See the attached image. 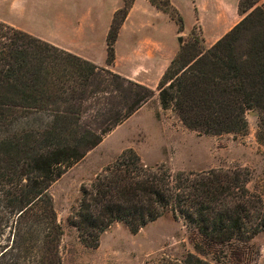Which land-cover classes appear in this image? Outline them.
<instances>
[{
  "label": "trees",
  "instance_id": "trees-1",
  "mask_svg": "<svg viewBox=\"0 0 264 264\" xmlns=\"http://www.w3.org/2000/svg\"><path fill=\"white\" fill-rule=\"evenodd\" d=\"M135 1L125 0L114 15L109 65ZM149 1L184 29L171 0ZM259 1L239 0L244 17L212 47L193 34L163 74L159 99L188 128L237 133L245 126V106L264 112ZM154 95L147 85L0 20V264H63L64 231L52 184ZM92 108L95 126H86L83 118ZM251 174L247 168L174 172L165 164H145L129 149L84 188L69 223L94 248L114 223L136 233L166 214L183 219L207 242L248 241L264 232V192L249 188ZM158 264L214 263L189 253Z\"/></svg>",
  "mask_w": 264,
  "mask_h": 264
},
{
  "label": "rangeland",
  "instance_id": "rangeland-1",
  "mask_svg": "<svg viewBox=\"0 0 264 264\" xmlns=\"http://www.w3.org/2000/svg\"><path fill=\"white\" fill-rule=\"evenodd\" d=\"M176 1L179 7L173 5L184 24L179 35L183 40L177 39L181 46L195 34L205 48H210L244 17L239 11V0ZM124 3L125 0L120 8ZM259 4H264V0ZM65 9L66 6L57 0L49 12L51 15ZM45 11L44 7L36 6L18 14L11 10L9 3L0 0V16L38 31H45L49 25ZM121 53L119 61L116 55L113 64L106 61L104 65H97L137 81L128 51L123 49ZM160 80L147 84L155 90V95L141 109L105 134L98 146L52 184L50 193L64 231L60 245L63 264H158L165 258L183 260L189 253L214 264H264V232L248 241L211 243L183 219L166 214L136 233L125 223H114L103 232L99 245L94 248L84 244L77 228L69 223L84 188L129 149L137 152L145 164H165L174 172L247 168L252 173L249 188L264 192V112L253 105L245 106V126L241 132L214 135L193 130L184 124L173 106L163 107L159 99ZM87 110L89 113L84 116L83 124L95 126L97 110Z\"/></svg>",
  "mask_w": 264,
  "mask_h": 264
},
{
  "label": "crops",
  "instance_id": "crops-1",
  "mask_svg": "<svg viewBox=\"0 0 264 264\" xmlns=\"http://www.w3.org/2000/svg\"><path fill=\"white\" fill-rule=\"evenodd\" d=\"M55 1L1 0L2 3H9L11 10L18 14L36 6L44 7L49 23L45 31L31 29L3 16H0V20L98 65H104L108 57L107 38L113 16L122 6L123 0H59L66 9L50 15L49 10ZM171 1L179 7L176 0ZM179 35L178 25L168 14L149 0H136L117 39L116 60L119 61L122 50L126 49L138 82L147 85L152 80L159 81L179 52ZM113 67H116V63Z\"/></svg>",
  "mask_w": 264,
  "mask_h": 264
},
{
  "label": "water",
  "instance_id": "water-1",
  "mask_svg": "<svg viewBox=\"0 0 264 264\" xmlns=\"http://www.w3.org/2000/svg\"><path fill=\"white\" fill-rule=\"evenodd\" d=\"M182 40H183L182 37H180V38H179V41L182 42Z\"/></svg>",
  "mask_w": 264,
  "mask_h": 264
},
{
  "label": "bare ground",
  "instance_id": "bare-ground-1",
  "mask_svg": "<svg viewBox=\"0 0 264 264\" xmlns=\"http://www.w3.org/2000/svg\"><path fill=\"white\" fill-rule=\"evenodd\" d=\"M228 11H230V10L228 9Z\"/></svg>",
  "mask_w": 264,
  "mask_h": 264
}]
</instances>
